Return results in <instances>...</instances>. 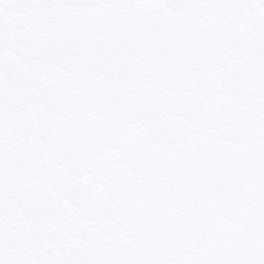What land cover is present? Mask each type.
Masks as SVG:
<instances>
[{"label":"snow or ice","instance_id":"obj_1","mask_svg":"<svg viewBox=\"0 0 264 264\" xmlns=\"http://www.w3.org/2000/svg\"><path fill=\"white\" fill-rule=\"evenodd\" d=\"M0 264H264V0H0Z\"/></svg>","mask_w":264,"mask_h":264}]
</instances>
